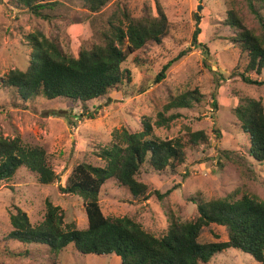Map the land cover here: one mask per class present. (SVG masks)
Masks as SVG:
<instances>
[{
  "label": "rangeland",
  "instance_id": "rangeland-1",
  "mask_svg": "<svg viewBox=\"0 0 264 264\" xmlns=\"http://www.w3.org/2000/svg\"><path fill=\"white\" fill-rule=\"evenodd\" d=\"M15 1L0 0V79L9 71L27 68L31 52L29 35L41 32L49 39L56 38L63 52L77 56L80 50L100 41L99 31L106 27L107 19L120 5L117 0H110L100 12L90 13L78 0H55L59 5L50 12L51 19L44 21ZM157 3L170 23L167 36L161 45L148 44L140 53L127 58L121 70L129 72V82L107 97L91 101L88 112L93 118L81 115L77 104L63 99L48 101L36 97L23 103L0 81V137L17 135L25 144L43 147L58 176L55 183L40 185L35 174L20 168L10 180L0 182V264H119L116 256L80 254L73 245L52 251L35 244L6 243L3 239L11 231L9 218L13 208L22 210L30 223L37 225L43 219L46 199L63 213L65 225L85 229L87 219L81 199L59 194L58 185L65 186L78 163L102 167L104 162L96 156L97 149L114 142L113 138L124 130L140 131L145 119L151 121L153 133L161 139H172L189 127L192 131L206 132L209 143L197 151H189L177 175L152 172L141 175L142 182L151 190L171 191L161 201L150 198L133 202L125 188L114 180L107 181L99 194L104 216H135L143 228L159 235L167 227L168 211L181 221L197 216L196 206L190 201L196 193L212 200L238 190V196L246 194L264 201V164L249 160L248 138L233 115L240 97L260 100L264 105V86L240 81L237 73L241 72L245 56L232 40L236 31L226 24L228 12L233 10L247 28L258 33V19L250 4L264 18V0H126L123 4L134 17L146 12L155 17ZM196 17L200 29L197 41L206 46V53L190 46ZM183 50H188L187 54L167 70L163 81L155 83L162 66ZM251 78L264 80V71L261 76L251 74ZM216 80L219 88L217 110H214L210 95ZM194 90L201 95L200 103L191 101V109L166 113L181 115L168 129L153 125L169 98ZM213 130L219 132V139ZM223 150L231 151L235 161L219 159V151ZM197 241L200 244L226 241L225 229L216 225L204 227ZM24 252L28 255H14ZM209 264H264V261L257 263L247 254L228 249L213 256Z\"/></svg>",
  "mask_w": 264,
  "mask_h": 264
},
{
  "label": "trees",
  "instance_id": "trees-1",
  "mask_svg": "<svg viewBox=\"0 0 264 264\" xmlns=\"http://www.w3.org/2000/svg\"><path fill=\"white\" fill-rule=\"evenodd\" d=\"M90 13L100 12L110 0H78ZM117 12L107 19L106 27L99 31V42L88 49H82L77 56L68 55L60 48L58 39H49L41 32L27 37L31 47L29 64L24 71H9L1 83L26 103L36 97L52 101L63 99L77 104L81 115L93 118L89 113V103L103 99L112 91L120 90L129 82V72L121 70V65L133 54L140 53L148 45H161L167 36L170 23L164 9L157 3L156 16L146 12L134 17L123 3ZM260 1V0H258ZM15 4L26 9L36 18L51 19L50 12L59 3L51 0H16ZM251 11L258 19L259 32L247 28L241 17L233 10L228 12L226 24L236 31L233 41L245 56L241 72L237 75L242 83L264 86V80L252 79L251 74L261 76L264 71V18L252 4ZM199 17L191 35V48H199L206 53L204 44L197 41L200 34ZM188 50L180 51L164 64L155 76L154 82L165 79L167 70ZM140 58L137 59L139 61ZM219 82L210 95L211 107L217 110L216 95ZM197 90L169 98V102L156 116L153 125L168 129L178 120L180 113H166L177 109H191L193 103H200ZM193 99V100H192ZM233 115L240 131L248 138L247 155L255 164H264V105L251 97H240ZM220 138L217 130H213ZM114 142L99 147L95 152L104 165L96 167L88 163H78L66 179L65 186L58 185L61 195H72L81 199L87 219L85 229H76L72 224H64L63 213L48 199L42 221L32 225L28 216L19 208L10 214L11 231L4 242L22 245H40L52 251H61L73 245L84 255L116 256L119 264H209L216 254L234 249L249 255L255 262L264 261V201L256 196L242 194L238 190L212 200H205L201 193L190 198L196 206L197 216L193 220L181 221L172 211L167 212V227L159 235L143 228L135 216L108 218L99 205L102 186L114 180L125 188L133 202L141 203L150 198L159 201L170 194V190L160 193L151 190L141 180L143 173L177 175L185 164L187 153L209 143V135L200 130L184 131L172 139H161L153 133L149 119L141 122L138 132L122 131L114 137ZM49 155L43 147L23 143L19 136L0 137V182L10 180L18 169L26 168L35 174L40 185H51L58 180ZM219 159L234 162L231 151H219ZM221 168L222 164L217 163ZM216 225L225 229L226 241L200 244L197 239L204 227ZM27 256L28 253H15Z\"/></svg>",
  "mask_w": 264,
  "mask_h": 264
}]
</instances>
